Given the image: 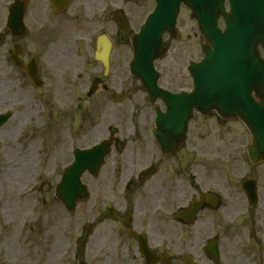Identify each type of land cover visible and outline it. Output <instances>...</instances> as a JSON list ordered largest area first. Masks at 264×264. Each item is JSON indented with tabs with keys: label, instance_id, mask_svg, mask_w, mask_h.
<instances>
[{
	"label": "flooded vegetation",
	"instance_id": "obj_1",
	"mask_svg": "<svg viewBox=\"0 0 264 264\" xmlns=\"http://www.w3.org/2000/svg\"><path fill=\"white\" fill-rule=\"evenodd\" d=\"M130 3L0 0V115L9 113L0 128V174L9 182L3 191L17 199L10 210L18 211L16 203L28 212L33 171L47 178L50 165L63 168L57 156L106 143L104 165L83 179L107 259L101 264H145L130 232L147 237L153 264H186V256L200 264H264V162L239 149L237 119L196 113L186 125L158 115L166 105L129 74L128 38L117 28ZM143 6L152 11L154 0ZM99 34L113 42L109 68L96 58ZM175 64L160 68L159 86L190 90L189 74ZM201 195L199 230L176 229L184 209L176 206ZM212 233L217 263L206 252Z\"/></svg>",
	"mask_w": 264,
	"mask_h": 264
},
{
	"label": "water",
	"instance_id": "obj_2",
	"mask_svg": "<svg viewBox=\"0 0 264 264\" xmlns=\"http://www.w3.org/2000/svg\"><path fill=\"white\" fill-rule=\"evenodd\" d=\"M173 1L159 0V7L140 34L132 37L135 58L131 69L150 91H158L154 61L164 56L169 48V42H163V35L169 32L176 36L175 23L183 0ZM229 1L231 10L226 13L224 0H185L193 8L192 18L197 19L206 39V58L200 64L191 65L195 80L193 93L165 94L168 114L176 117L183 114L188 118L196 109L215 110L222 116H238L254 137L251 158L264 159V60L257 52L258 44L264 47V0ZM221 15L227 24L225 32L217 24ZM253 91L259 103L254 101ZM86 166L80 160V165L72 167L65 175L68 185L64 189L71 202L63 201L70 208L74 207L76 199L71 191H78V196L84 195L83 186L76 184ZM85 239L80 248H83Z\"/></svg>",
	"mask_w": 264,
	"mask_h": 264
},
{
	"label": "rangeland",
	"instance_id": "obj_3",
	"mask_svg": "<svg viewBox=\"0 0 264 264\" xmlns=\"http://www.w3.org/2000/svg\"><path fill=\"white\" fill-rule=\"evenodd\" d=\"M144 1L146 0H131V5L127 9L128 18L132 24L131 30L135 31L138 27L139 22L144 19L146 12L144 11ZM143 10V11H142ZM136 21V22H135ZM178 30L181 34V38L173 43V46L167 55V57L157 62V66L160 68H167L170 63L176 62L175 67L184 69L187 67L189 60H199L202 57L201 53V41L200 34L198 33L197 27L189 21L187 17V12L182 11L180 13L178 21ZM167 38V36H165ZM131 48L127 45V59L131 58ZM243 125H241L242 127ZM242 131L239 128V132ZM239 145L242 148L241 138H239ZM246 140V138H244ZM239 147V149H241ZM63 162L66 163L70 160V155L65 152L62 156ZM55 170L51 165L47 170V178L42 184L41 188H37L31 195L30 206L34 207L36 205V198L38 197L41 201V193H48L51 190L50 181L55 178ZM60 173V171H58ZM0 173L2 170L0 169ZM0 178L2 175L0 174ZM3 184L0 183V264H66L67 254L64 249V243L71 244V241H75L79 237L81 227L88 222V203L86 201L81 202L76 211L73 213V218H77L78 231L69 233L66 227L70 224L71 214L65 212L59 204H57L61 209V221H59V231L57 242L59 246L56 248L55 254H50L48 252L49 243L51 239L55 236L49 230V223L44 224V219L47 214L57 212L59 213L58 207L55 202H49L50 196H47V202L45 204L41 203L38 205L37 212H29L28 218L32 219L26 224L22 223L20 218L25 214L26 208L23 206L14 204L18 209L15 214L10 210L11 204L9 200L17 201L15 197L9 199V194L4 192L2 185L9 184L8 181L2 178ZM36 191H39L38 194ZM49 195V194H48ZM6 197L1 199V197ZM37 196V197H36ZM13 206V204H12ZM53 219L57 218L56 215H52ZM216 219V218H211ZM68 222V223H67ZM202 222L198 220L190 230L198 231ZM176 229L181 228L180 225L176 223ZM185 229L188 233V229ZM102 246L101 239H98L97 234L92 236L87 251V258L91 261H101L107 260L105 256L100 254V249ZM67 247V244H66ZM74 247V246H73ZM72 249V248H71ZM91 251H93L92 256H90ZM90 263V264H91Z\"/></svg>",
	"mask_w": 264,
	"mask_h": 264
}]
</instances>
